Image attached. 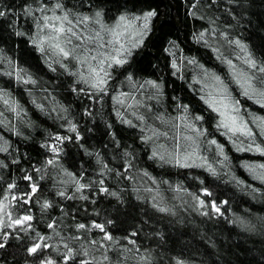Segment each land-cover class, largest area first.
I'll return each instance as SVG.
<instances>
[{
	"label": "trees",
	"instance_id": "trees-1",
	"mask_svg": "<svg viewBox=\"0 0 264 264\" xmlns=\"http://www.w3.org/2000/svg\"><path fill=\"white\" fill-rule=\"evenodd\" d=\"M63 2L70 9L75 6L76 10L89 11L87 0L83 9L80 0ZM194 2L98 0L106 12L104 19L107 24H111L123 10L137 14L148 7L157 10L145 42L132 51L130 70L134 71L139 83L147 79L162 82L163 94L158 99L145 102L153 106L155 113L164 112L167 122L161 124L156 121L143 104L137 107L148 117L149 124H155L161 132H168L167 136L161 135L156 141L167 148L177 142L182 146L189 144L191 141L185 137L189 134L196 136L179 119L184 109L177 110V105H187L193 113L205 116V121L198 127L207 129L210 135L196 137L201 154L218 169L221 167L215 163L216 159H222L217 156L216 146L206 142L214 138L224 146L230 161L231 172L224 170L219 176L212 175L206 167L196 166L199 160L196 165L186 168L152 158L153 145L140 140V135L145 133L136 126L140 122L132 115V108L113 101L109 94H105L103 102L89 100L83 93L77 94L72 89L74 77L69 78L59 66L55 71L49 69L46 58L35 50L28 37L15 35V30H35L32 16H25L21 10L25 4H33V0H0V8L15 9L8 16L0 17V90L6 93L0 98V146L8 148L7 152L0 151V161L7 165L0 166V199L5 198L9 183L15 181L20 188L31 183L24 181L26 175H31L33 181L41 185L31 197V202L24 205L34 217L32 229L17 233L6 224L0 226V243L3 242V233H10L7 243L0 248V264H39L44 256H51L58 264H66L62 258L66 250L60 243L61 237L70 247L77 249L74 264H80L81 260L88 264H177L178 261L182 264H264V182L254 179L242 164L264 162V154L238 151L239 141L245 138L239 133H227L223 127L217 128L220 116L204 102L216 94L217 82L211 76L204 77L202 70L187 59L179 60L181 56H194L206 68L221 76L230 95L240 102V115L258 133L259 128L252 124V120L264 116V105L243 96L242 87L230 75L229 66L217 57L212 47L204 41H197L195 36L205 28L227 31L232 39L239 37L247 43L257 59L264 57V0H218L215 7L195 9L196 16L191 14ZM209 17L213 23H209ZM129 39H132L131 36ZM212 39H219L223 44L222 38ZM169 41H173L175 47ZM227 47L224 45V48ZM239 56L237 50L231 59L238 68L245 67ZM173 59H177L180 66L174 68ZM17 65L30 73L36 83L25 84L17 81L14 75L7 74L10 70L14 72ZM114 80L115 83L109 82L113 94L131 92L141 101L146 95H154L147 87L134 91L128 82L122 84L124 75L114 76ZM5 99L9 100L8 105L3 103ZM129 103L133 101L129 99ZM39 104L44 107H38ZM86 108L92 115L85 113ZM16 111H20V116H16ZM120 112L133 124L124 123ZM172 118L176 119L173 121ZM68 122L78 125L82 134L80 140H75L74 133L65 127ZM173 122L175 128L172 127ZM52 133L73 136V139L64 142V151L59 154V159L45 168L43 165L52 154L42 145L45 140L55 139ZM146 134L151 135V131ZM256 139L264 144V137L257 135ZM233 140L237 143L234 144ZM126 148L131 155H124ZM126 162L133 167H127ZM105 164L111 171L101 172ZM64 168L75 173L82 182L90 183L91 187L77 191L73 177L67 175ZM140 169H146L158 182L144 176ZM116 170H119L120 176H117ZM232 174L246 184L240 185L230 179ZM100 180L104 181V185L99 183ZM201 181L212 190L214 195L211 199H216L218 203L227 201L220 205L222 214H215L210 207L208 215L196 210L199 205L191 193L204 197L198 191ZM177 184L189 191L177 193L173 190ZM103 186L119 192L123 199L100 191ZM148 187L159 191L157 202L172 208L174 214L157 211L150 199H136L137 195H155V192L144 191ZM136 188L140 189L139 193L134 191ZM60 191H65L66 196L57 195ZM45 199L51 202L52 207L42 210ZM12 208L18 212L20 206L13 204ZM93 219L99 223H104L106 219L115 221V226H108L113 233V241L106 240L99 229L84 231L75 228L76 223L90 225ZM53 220L54 227L49 228ZM132 228H137L138 235L132 238L137 240L139 249L124 238L130 235ZM38 232L52 237L47 241L51 249H43L42 256L26 250ZM156 232L163 233V236L154 235ZM74 237L79 239H72ZM92 240L98 243L92 245ZM100 240H104V244L99 243ZM144 249L148 250L147 260L141 259L146 255ZM85 250L88 255L83 254ZM102 255H107L109 259L103 260Z\"/></svg>",
	"mask_w": 264,
	"mask_h": 264
},
{
	"label": "snow or ice",
	"instance_id": "snow-or-ice-1",
	"mask_svg": "<svg viewBox=\"0 0 264 264\" xmlns=\"http://www.w3.org/2000/svg\"><path fill=\"white\" fill-rule=\"evenodd\" d=\"M217 3L218 0H208L207 3H204L203 0H195L192 4L193 11L191 14L196 16L197 12L195 9L198 7L203 6L212 8L215 7ZM84 5L85 0H80L81 9H83ZM87 6L89 11H83L76 10L75 6L71 9L68 8L63 0H55L54 3L52 0H48V2H45V0H33V4H25L21 10L24 12L25 16H32L35 30L28 32L15 30V35L28 37L29 42L34 46L35 50L46 58L45 62L49 69L55 71L57 66H59V68L63 69L69 75V78L74 77L72 89L77 94L83 93L89 100L99 99L101 102L104 101L105 94H109L113 101L132 108V115L136 116L137 121L140 122L136 126L145 133L140 135V140L153 145L151 152L152 158H157L163 163L186 168L196 165V162L199 160L200 163L196 166L206 167L214 176H219L221 171L224 170L231 172L229 166L230 161L224 151V146L218 144L214 138L206 142L209 145L216 146L217 156L222 157V159H216L215 163L221 167L219 169L215 167L213 163H210L200 152V142L196 137H203L206 134L210 135L207 129L198 127L199 123L205 121V116L199 113H193L191 108L187 105H177V110L180 108L184 109V111L180 113L179 119L184 123L186 128L193 130L196 136L194 137L189 134L185 137L186 140L191 141L189 144L182 146L177 142L171 148H167L165 145L158 144L156 141L161 135L167 136L168 132H161L160 128L156 127L155 124H149L148 117L143 112H140L139 107H137L143 104V106L152 113L156 121H160L161 124L167 122L164 112L155 113L153 106L145 102L147 100L158 99V97L163 94L162 82L156 79H147L144 80L143 83H139L135 78L134 71L130 70L132 51L145 42V37L151 31L152 19L158 14L157 10L148 7L140 10L139 14L123 10L119 12L111 24H107L104 19L106 12L103 6L98 3V0H87ZM14 11L15 9H10L8 7L0 8V17H6L10 12ZM36 13H39V15H36ZM209 23H213L211 17H209ZM206 34H208L207 39ZM129 36H131L132 39H129ZM213 37L222 38L223 44L219 42V39H212ZM195 38L197 41H204L207 46L212 47L217 57L229 66L230 75L236 83L241 85V94L243 96L253 98L257 104L264 105V57L257 59L254 53L249 50V45L247 43L242 41L239 37L232 39L230 33L227 31L219 32L205 28L196 34ZM169 43L175 47L173 41H169ZM224 45L228 47L224 48ZM237 50L240 52L238 59L243 61L245 67L238 68L231 59V56L235 55ZM165 51L167 52L170 50L165 49ZM226 52L227 54H225ZM184 59H187L190 64L201 69L204 77L211 76V78L217 82L215 86L216 94L204 100V102L220 116V123L217 124V128L223 127L226 129L227 133L233 135L239 133L245 138L239 141L240 146L237 148L238 151H253L264 154V144L257 142L256 139L257 135L264 137V116H259L252 120V124L257 125L259 128L258 133L254 132L253 128L249 126V122L240 115V102L230 95L228 86L221 76L206 68L205 65L201 64L194 56L179 57V60ZM8 63L11 68L12 61L10 58L8 59ZM172 66L174 68L180 66L177 59H173ZM7 74L14 75L17 81L25 84L36 83L33 76L27 73L26 70L20 68L19 65L16 66L14 72L10 70ZM117 75H124V81H121V83L128 82L130 89L139 91L147 87L149 92H154V95H146L145 100L141 101L131 95V92L113 94L109 82L112 81L115 83L114 76ZM193 78L197 79L195 76ZM5 94L3 90H0V98ZM129 99H131L133 103H129ZM202 99L204 98L202 97ZM3 103L8 105L9 100L5 99ZM38 107L43 108L44 105L39 104ZM113 110H115V107ZM13 111H15V109H13ZM84 111L87 115H92L87 108ZM119 115L123 118L124 123L129 125L133 124V121L124 116L123 112H120ZM16 116H20V111H16ZM189 116H191V119H189ZM175 119L176 118H172L173 121ZM65 127H67L70 132L74 133L75 140H80L82 138V134L76 123L68 122ZM109 127H111V125H109ZM172 127H176L174 122L172 123ZM15 130L16 129H14V131ZM149 131H151V135L146 134ZM19 134L22 135L23 133ZM51 136L55 137V139L51 141L45 140L42 145L44 148L49 149L52 154L51 158L47 159L46 163L43 165L45 168L49 165H53L59 159V154L64 151L62 147L64 142L73 139V136H64L60 133H52ZM113 136H115V133H113ZM5 143H7V141H5ZM117 143H119V141H117ZM233 143L236 144L237 140H233ZM245 143H247V147H244ZM161 149H163V151H161ZM0 151L7 152L8 148L0 146ZM124 155H131L127 148L125 149ZM99 163H103V161H99ZM126 164L129 168L133 167L131 163L126 162ZM242 164L252 173L254 179L264 182V162H242ZM0 166L7 167L3 161H0ZM63 171L67 173V175L73 177L77 191L91 187L90 183L86 184L77 178L75 173L68 171L66 168H64ZM105 171H111V169L107 168L106 164L101 168V172ZM140 171L143 172L144 176L149 177L154 182H158L155 177L150 176L146 169H140ZM116 174L117 176L121 175L119 170H116ZM130 178L135 179V177ZM23 179L31 183H26L24 188H20L15 181L9 183L5 198L0 199V226L6 224L9 229H14L17 233L20 231L27 232L29 229H32L33 225L31 221L34 217L30 213V210L25 208L24 205L31 202V197L41 187L40 184L33 181L31 175H26ZM196 179L200 178L196 177ZM230 179L235 180L240 185L246 184V181L236 177L235 174H232ZM99 183L104 185L103 180H100ZM99 190L113 197H117L121 200L123 199L119 192L112 191L107 186H103ZM173 190L177 193L189 191L180 184H177ZM134 191L139 193L140 189L136 188ZM144 191L149 193L155 192V195H151L150 197L137 195V200L150 199L152 207L157 211L163 213L172 212L174 214L172 208L162 206L161 203L157 202V197L160 196L157 189L148 187L144 189ZM198 191L203 193L204 197H201L196 192L191 193L193 200L199 205V207L196 208L198 212L208 215V208L210 207L215 214H222L220 205L226 204V200L218 203L216 199H211L214 194L209 187L204 186V181H201V186ZM254 191H260V189H254ZM57 195L66 196V192L60 191ZM83 198L86 199L87 197ZM13 204L20 206L18 212L13 211ZM41 207L42 210L47 209L52 207V204L49 200L45 199ZM61 208H63V205H61ZM54 224L55 220L49 223L48 227L53 228ZM109 225L115 226V221L106 219L104 223H99L97 220L93 219L90 225L78 222L75 224V228L84 231L99 229L106 240L113 241L114 236L113 233L108 230ZM9 235V232L3 233V242L0 243V248L5 246ZM56 235H59V233H56ZM137 235V228H132L130 235L124 238L129 240L131 244L137 245L139 249L137 240L132 238ZM154 235L162 237L163 233L156 232ZM51 239L52 237L38 232L36 237L33 238V242L26 250L30 254L42 256L43 249H51L52 246L47 242ZM72 239H79V237H74ZM60 243L64 244V249L66 250V254L62 257L63 261L66 262V264L67 262H72V264H74L78 254L77 249L70 247L63 237H61ZM97 243V240L91 241L92 245ZM99 243L104 244V240H100ZM106 249L107 245L105 244V250ZM57 251L59 252L60 249L58 248ZM144 252L146 255L142 256L141 259H149L147 255L148 250L144 249ZM83 254L88 255L87 250H85ZM101 258L103 260L109 259L107 255H102ZM39 264H58V261L53 260L51 256H44L40 259ZM80 264H88V262L81 260ZM177 264H182V262L178 261Z\"/></svg>",
	"mask_w": 264,
	"mask_h": 264
}]
</instances>
